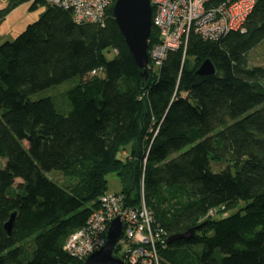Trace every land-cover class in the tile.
<instances>
[{"label": "trees", "instance_id": "16d2710c", "mask_svg": "<svg viewBox=\"0 0 264 264\" xmlns=\"http://www.w3.org/2000/svg\"><path fill=\"white\" fill-rule=\"evenodd\" d=\"M253 1L242 31L191 34L184 53L169 51L143 80L115 0L102 25L45 0H6L0 23L22 4L45 10L0 44V264H83L63 245L101 208L109 174L123 184V207L143 200L165 234L160 264H264V65L248 63L264 41V0ZM157 43L151 28L148 50ZM206 59L215 75L196 76ZM72 78L67 113L31 99ZM211 163L226 167L214 173Z\"/></svg>", "mask_w": 264, "mask_h": 264}, {"label": "built area", "instance_id": "2783aa9c", "mask_svg": "<svg viewBox=\"0 0 264 264\" xmlns=\"http://www.w3.org/2000/svg\"><path fill=\"white\" fill-rule=\"evenodd\" d=\"M49 5L70 11L74 22L103 24L112 0H45ZM152 28L158 43L148 50V65L158 68L169 51L186 50L191 34L204 41H217L231 31H242L253 9V0H150ZM92 74H96L94 71ZM101 208L82 229L69 235L63 245L67 254L85 261L102 248L110 222L121 216L123 233L118 245L126 246V264H160L158 250L165 248L166 237L155 226L142 200L138 208H124L123 197L105 194ZM213 214V212H210Z\"/></svg>", "mask_w": 264, "mask_h": 264}, {"label": "water", "instance_id": "95a60500", "mask_svg": "<svg viewBox=\"0 0 264 264\" xmlns=\"http://www.w3.org/2000/svg\"><path fill=\"white\" fill-rule=\"evenodd\" d=\"M112 18L118 27L128 50L138 68L139 76L148 78V40L152 28V8L150 0H115L112 6ZM216 69L209 59L204 60L195 75L211 77ZM104 79V76L102 75ZM15 223V214H12L5 223L4 229L11 234ZM195 231L190 229L184 234L169 238L167 244L173 240L189 239ZM123 233L121 216L114 218L107 229L106 241L102 248L91 254L83 264H126L115 254L118 242Z\"/></svg>", "mask_w": 264, "mask_h": 264}, {"label": "rangeland", "instance_id": "374dc122", "mask_svg": "<svg viewBox=\"0 0 264 264\" xmlns=\"http://www.w3.org/2000/svg\"><path fill=\"white\" fill-rule=\"evenodd\" d=\"M6 6V0H0V10ZM30 4H22L17 7L15 10L10 12L0 23V44L4 42L13 41L19 34H21L24 29L37 21L40 15L44 12V6H38L35 10H29ZM107 60L113 58L112 54L105 53ZM248 63L249 67L254 66H263L264 65V41L258 46L253 48L248 53ZM78 82L77 78L69 79L62 84L49 87L45 90H42L31 96L32 100H38L43 98H51L57 112L67 113L70 110L69 102L65 96V92L76 85ZM5 160L0 158V169L4 167ZM226 167L225 163H211V170L214 173H218ZM50 177L56 180L58 183L63 181L61 174L53 172L50 174ZM107 180V193L115 194L120 193L123 187L118 176L115 174H109L106 177ZM224 210V209H223ZM225 215V213H224ZM126 249V246H123V250ZM28 258L31 255L26 254Z\"/></svg>", "mask_w": 264, "mask_h": 264}]
</instances>
